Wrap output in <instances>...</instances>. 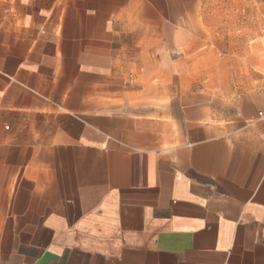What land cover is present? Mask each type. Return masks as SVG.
Here are the masks:
<instances>
[{"label": "crops", "instance_id": "obj_1", "mask_svg": "<svg viewBox=\"0 0 264 264\" xmlns=\"http://www.w3.org/2000/svg\"><path fill=\"white\" fill-rule=\"evenodd\" d=\"M0 264H264V0H0Z\"/></svg>", "mask_w": 264, "mask_h": 264}]
</instances>
